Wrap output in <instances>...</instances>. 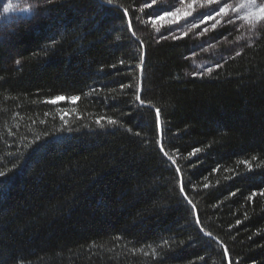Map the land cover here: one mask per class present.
Instances as JSON below:
<instances>
[{
    "label": "trees",
    "instance_id": "trees-1",
    "mask_svg": "<svg viewBox=\"0 0 264 264\" xmlns=\"http://www.w3.org/2000/svg\"><path fill=\"white\" fill-rule=\"evenodd\" d=\"M173 1L23 0L0 36V264H264V27L211 31L230 51L196 74L195 34L151 23Z\"/></svg>",
    "mask_w": 264,
    "mask_h": 264
},
{
    "label": "rangeland",
    "instance_id": "rangeland-1",
    "mask_svg": "<svg viewBox=\"0 0 264 264\" xmlns=\"http://www.w3.org/2000/svg\"><path fill=\"white\" fill-rule=\"evenodd\" d=\"M241 2V0H216L215 3H213L210 6L205 7H197L195 11L192 12V15L184 17L180 19L179 23H181L182 30L188 33L195 34V39H198V46L197 51L195 53V73L196 74H203L209 71L211 66H213V62L211 61V58L218 59L223 58L227 53L226 50H221L220 45L221 43H225V41H219V42H212L209 41L206 37L208 34L211 33L216 28H225V27H231L236 34H240L241 41H249L250 38L254 35V33L250 30L248 22L240 19V15H242L243 10H241V13H235L232 10H229L227 14H222L221 16H217L214 20L209 19L204 23H201L199 27L195 28H187L185 27L189 21L194 20L195 18L199 17L202 13L208 12L210 9L218 8L221 4L225 3H231L233 4V7L236 6ZM258 2H260L258 0ZM12 4L13 8L9 12H4V9L7 8L8 4ZM173 6H179L178 2L175 0L173 1ZM30 8L25 6V2L23 0H0V32H3L0 36L3 38L6 33L9 31V29H14L18 25H20L21 20L24 19V17L29 13ZM168 19L162 20L160 22L168 23ZM232 20V23H229L228 21ZM178 23V24H179ZM177 24V23H173ZM215 25V27H213ZM204 28H207L208 30L206 32L202 31ZM258 28H262L261 26H258ZM256 29V30H257ZM3 35V36H2Z\"/></svg>",
    "mask_w": 264,
    "mask_h": 264
},
{
    "label": "snow or ice",
    "instance_id": "snow-or-ice-1",
    "mask_svg": "<svg viewBox=\"0 0 264 264\" xmlns=\"http://www.w3.org/2000/svg\"><path fill=\"white\" fill-rule=\"evenodd\" d=\"M105 2L109 5H113L117 3V0H105ZM156 2L157 0H147V2L144 3L143 7H141L139 11L143 12L144 8H151ZM215 2L216 0H178L179 6L158 9L156 12H154L152 15L155 16V19L151 20V23L153 27H156L160 21L165 20L166 18H169V23H179L180 19L192 15V12L195 11L197 7L202 8L205 6H210ZM12 8L13 5L10 3L8 4L7 8L4 9V12L7 13L12 10ZM229 10H232L238 14H240L241 10H243V13L239 18L248 22L250 30L253 32L256 31L258 26L264 27V0H260V2H258V0H241V2L236 4L235 7H233V4L231 3L221 4L218 8L210 9L208 12L202 13L199 17L189 21L185 27L189 29L199 27L201 23H204L209 19L214 20L217 16H221L222 14H227ZM124 11L125 15H127V9ZM228 22L232 23L233 21L229 20ZM129 27H131V21H129ZM213 27H215V25H213ZM156 30L159 31V28L157 27ZM207 30V28H204L202 31L206 32ZM184 34L187 35V32L185 31ZM133 35H135V33H133ZM16 63L19 64L20 61L17 60ZM0 79H2V77H0ZM62 99H64V97L56 96L46 102L55 104ZM68 99L72 102H75L79 100L80 97L71 96L68 97ZM157 113H159V110H157ZM99 122L100 121L97 120V123ZM108 123L115 124L116 121L109 120ZM3 175H5V172L0 171V176ZM260 194L264 195V192H261ZM251 198L252 197L250 196L249 199ZM209 235L211 234L209 233ZM153 251L155 250L153 249Z\"/></svg>",
    "mask_w": 264,
    "mask_h": 264
}]
</instances>
